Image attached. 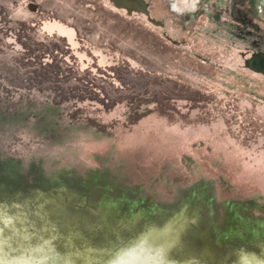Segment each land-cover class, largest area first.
Instances as JSON below:
<instances>
[{
    "label": "rangeland",
    "instance_id": "obj_1",
    "mask_svg": "<svg viewBox=\"0 0 264 264\" xmlns=\"http://www.w3.org/2000/svg\"><path fill=\"white\" fill-rule=\"evenodd\" d=\"M148 1L164 28L109 0H0L6 252L98 264L173 226L177 264L264 258V76L242 56L264 52V0H239L242 33L213 21L233 0Z\"/></svg>",
    "mask_w": 264,
    "mask_h": 264
},
{
    "label": "bare ground",
    "instance_id": "obj_2",
    "mask_svg": "<svg viewBox=\"0 0 264 264\" xmlns=\"http://www.w3.org/2000/svg\"><path fill=\"white\" fill-rule=\"evenodd\" d=\"M176 235H177V230L173 226L167 227L165 231L163 230L160 233L150 232L144 236L142 235L141 236L142 238L139 239L138 242H136L135 244L129 247L136 249L137 255L140 257V259L137 260L135 264H177L176 262L172 261V259L170 260L168 256L170 247H172L173 244L175 243L173 242V240L175 239ZM156 236H158V238ZM161 247L164 249L162 257L154 260L145 259L146 256L156 257L158 254L155 250ZM37 249H39V251ZM48 257L49 254L47 253V250L45 249L44 246H40V245H38L37 247H32L28 251L24 250L22 252L19 251L17 253L14 252L9 254V260L12 261L13 264H48L46 262V259ZM256 259L257 261L260 260L257 256ZM92 263L90 261H87L85 264H92ZM63 264H74V263L71 262L69 259H65Z\"/></svg>",
    "mask_w": 264,
    "mask_h": 264
},
{
    "label": "snow or ice",
    "instance_id": "obj_3",
    "mask_svg": "<svg viewBox=\"0 0 264 264\" xmlns=\"http://www.w3.org/2000/svg\"><path fill=\"white\" fill-rule=\"evenodd\" d=\"M6 216V209L0 208V264H13L9 260V254L14 253L17 249L9 248L8 251H5L4 246V233L5 226L9 223L7 219H4ZM12 232L15 233L16 229L13 227ZM106 254L98 262V264H135L140 257L137 255L136 249L129 248L124 242L120 240H112L106 245ZM20 251H24L23 247L19 248ZM30 250V249H29ZM39 251V249H37ZM157 256H146L147 260H154L162 257L164 249L157 248L155 250ZM261 256L264 257V252L261 253ZM48 264H63L61 259L49 260ZM233 264H264V258H261L257 261L255 254L250 253L245 248H240L237 250V260Z\"/></svg>",
    "mask_w": 264,
    "mask_h": 264
},
{
    "label": "water",
    "instance_id": "obj_4",
    "mask_svg": "<svg viewBox=\"0 0 264 264\" xmlns=\"http://www.w3.org/2000/svg\"><path fill=\"white\" fill-rule=\"evenodd\" d=\"M116 8L126 10L129 15L133 13L143 14L148 21L156 26H162V22L151 16L149 3L146 0H109ZM169 39V38H168ZM245 67L255 73L264 76V52H255L245 59Z\"/></svg>",
    "mask_w": 264,
    "mask_h": 264
},
{
    "label": "flooded vegetation",
    "instance_id": "obj_5",
    "mask_svg": "<svg viewBox=\"0 0 264 264\" xmlns=\"http://www.w3.org/2000/svg\"><path fill=\"white\" fill-rule=\"evenodd\" d=\"M146 1L149 3V9H150V12H151L152 11L151 10V3L148 0H146ZM252 6H254V2H253ZM244 8H245L244 1L233 0V2L225 5V7H223V8H220V9L214 8L215 14L213 16V21L218 24V23H220L222 21L221 20L222 19V15L223 14H227V15H229L231 17L233 26H236V28L239 31L243 30V28L246 27V26H249V25L253 26L254 23L252 21H249L248 18L244 16V13H243ZM173 11H175V10H173ZM160 22H162V24H163L160 27L164 28L166 26V23L164 21H160ZM241 33H242V31H241ZM166 37L171 39L167 35H166ZM173 42L176 43V44H179L177 41L173 40ZM253 53H255V52H253ZM242 56L245 57L244 58V62H245L246 53L245 52L242 53Z\"/></svg>",
    "mask_w": 264,
    "mask_h": 264
}]
</instances>
